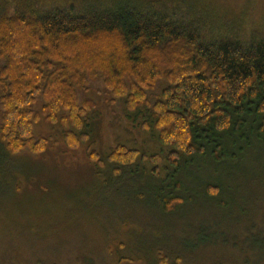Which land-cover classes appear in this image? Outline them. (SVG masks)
<instances>
[{
    "label": "trees",
    "instance_id": "1",
    "mask_svg": "<svg viewBox=\"0 0 264 264\" xmlns=\"http://www.w3.org/2000/svg\"><path fill=\"white\" fill-rule=\"evenodd\" d=\"M196 5L181 0H0V139L5 150L43 152L46 138L33 130L40 119L62 128L68 148L85 142L83 129L95 107L87 95L91 83H99L96 92L106 105L122 101L128 113L146 119L142 127L157 131L173 168L181 159L190 164L207 154L213 162L235 158L243 146L263 142L264 32L243 30L237 19L233 29L220 32L207 26ZM138 156L159 159L116 144L106 160L128 166ZM90 157L99 161L94 150ZM175 182L179 190L182 183ZM159 185L171 195L172 182ZM213 190L210 186L207 193L212 196ZM178 199L156 198L164 209ZM157 257L158 264H167L165 256ZM171 264H180L179 259Z\"/></svg>",
    "mask_w": 264,
    "mask_h": 264
},
{
    "label": "rangeland",
    "instance_id": "2",
    "mask_svg": "<svg viewBox=\"0 0 264 264\" xmlns=\"http://www.w3.org/2000/svg\"><path fill=\"white\" fill-rule=\"evenodd\" d=\"M181 1L198 4L220 32L235 19L264 32V0ZM99 87L87 93L95 107L76 148L43 119L33 127L46 138L41 153L10 154L0 139V264H158V253L167 264H264V141L251 140L235 158L207 154L173 168L157 131L122 101L106 105ZM116 144L159 159L108 162ZM171 182L170 195L159 184ZM157 196L179 199L164 209Z\"/></svg>",
    "mask_w": 264,
    "mask_h": 264
}]
</instances>
